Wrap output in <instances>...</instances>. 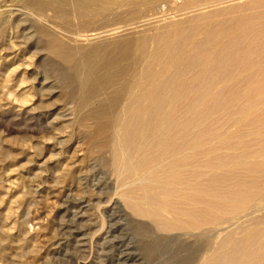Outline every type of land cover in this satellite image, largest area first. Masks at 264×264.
Returning a JSON list of instances; mask_svg holds the SVG:
<instances>
[{"label": "bare ground", "instance_id": "bare-ground-1", "mask_svg": "<svg viewBox=\"0 0 264 264\" xmlns=\"http://www.w3.org/2000/svg\"><path fill=\"white\" fill-rule=\"evenodd\" d=\"M126 1L38 0L86 17ZM234 1L186 0L220 8L173 23L151 51L121 40L76 67L80 104L98 101L81 117L96 124L90 148L110 147L119 195L146 220L122 224L123 262L131 245L146 264H264V215L220 228L264 200V0Z\"/></svg>", "mask_w": 264, "mask_h": 264}, {"label": "rangeland", "instance_id": "rangeland-1", "mask_svg": "<svg viewBox=\"0 0 264 264\" xmlns=\"http://www.w3.org/2000/svg\"><path fill=\"white\" fill-rule=\"evenodd\" d=\"M185 1L129 0L86 17L71 6L0 0V264H146L131 245L129 259L117 257L122 224L146 220L119 195L110 147L90 148L96 124L81 117L98 101L80 104L76 67L121 40L146 38L151 51L173 23L220 8L184 11ZM52 45L73 49V61ZM261 215L264 200L220 228L238 235Z\"/></svg>", "mask_w": 264, "mask_h": 264}]
</instances>
